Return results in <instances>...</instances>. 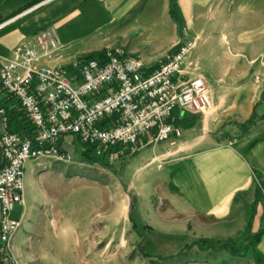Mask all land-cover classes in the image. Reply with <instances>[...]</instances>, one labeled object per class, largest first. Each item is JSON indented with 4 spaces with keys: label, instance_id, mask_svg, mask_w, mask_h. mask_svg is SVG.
<instances>
[{
    "label": "crops",
    "instance_id": "1",
    "mask_svg": "<svg viewBox=\"0 0 264 264\" xmlns=\"http://www.w3.org/2000/svg\"><path fill=\"white\" fill-rule=\"evenodd\" d=\"M170 1L0 0V22L13 18L0 26V52L50 26L59 48L39 63L121 47L156 65L177 41L194 39L185 70L205 80L210 107L175 108L179 137L121 155L145 235L142 263L264 264V0H175V16ZM3 103L10 128L26 132L24 113L0 93Z\"/></svg>",
    "mask_w": 264,
    "mask_h": 264
},
{
    "label": "built area",
    "instance_id": "2",
    "mask_svg": "<svg viewBox=\"0 0 264 264\" xmlns=\"http://www.w3.org/2000/svg\"><path fill=\"white\" fill-rule=\"evenodd\" d=\"M194 45V39L177 41L156 65H146L121 47L78 56L67 65H47L38 60L55 53L59 40L44 26L10 54L0 52V93L14 101L29 125L26 132L11 129L14 113L0 104V264H21L13 239L24 209L27 160L71 162L74 150L64 144L77 140L109 161L179 137L181 127L169 119L175 108L203 112L210 107L205 80L185 70Z\"/></svg>",
    "mask_w": 264,
    "mask_h": 264
},
{
    "label": "rangeland",
    "instance_id": "3",
    "mask_svg": "<svg viewBox=\"0 0 264 264\" xmlns=\"http://www.w3.org/2000/svg\"><path fill=\"white\" fill-rule=\"evenodd\" d=\"M170 8L175 16V0ZM237 20L242 26V17ZM221 39L227 43V33ZM238 56L243 58V53ZM64 145L74 150L71 162L53 157L25 162L24 178L30 177L13 239L19 262L144 264L145 235L135 228L133 199L123 182L131 174L122 173L125 156L108 161L88 151L97 160L89 162L83 153L85 144L74 140ZM12 214L17 216L18 211Z\"/></svg>",
    "mask_w": 264,
    "mask_h": 264
},
{
    "label": "trees",
    "instance_id": "4",
    "mask_svg": "<svg viewBox=\"0 0 264 264\" xmlns=\"http://www.w3.org/2000/svg\"><path fill=\"white\" fill-rule=\"evenodd\" d=\"M170 4H171V5L173 4V0L170 1ZM170 12L172 13V8H170ZM103 52H104V51H100V52H98V53H96V54H91L90 56L101 55V54H103ZM83 153H84V157H85V159H86L87 161H89V162L97 161L96 158L90 156V153L88 152V150H85ZM221 247H225V248H226V247H228V246L225 245V244H221ZM257 264H258V263H257Z\"/></svg>",
    "mask_w": 264,
    "mask_h": 264
}]
</instances>
